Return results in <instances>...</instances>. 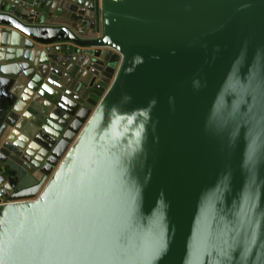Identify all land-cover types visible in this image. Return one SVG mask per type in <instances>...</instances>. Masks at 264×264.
Listing matches in <instances>:
<instances>
[{
	"label": "water",
	"instance_id": "95a60500",
	"mask_svg": "<svg viewBox=\"0 0 264 264\" xmlns=\"http://www.w3.org/2000/svg\"><path fill=\"white\" fill-rule=\"evenodd\" d=\"M31 8L0 12L42 54L0 70V264H264V0H103L97 38ZM68 101L46 156L8 141Z\"/></svg>",
	"mask_w": 264,
	"mask_h": 264
},
{
	"label": "crops",
	"instance_id": "0c3cea01",
	"mask_svg": "<svg viewBox=\"0 0 264 264\" xmlns=\"http://www.w3.org/2000/svg\"><path fill=\"white\" fill-rule=\"evenodd\" d=\"M42 3L39 9L34 8L36 0H0V6L5 5V14L12 13L14 10L17 15L23 14L24 7H32L38 17L43 21L41 24L49 27L66 26L76 33L77 30L83 31V37L97 38L103 32V0H48ZM30 21V20H29ZM32 45L30 40L20 33L0 26V70L5 74L20 73L21 68L25 72L35 71L34 62L42 58V54L25 46ZM80 57H65V64L72 65L70 68L76 73L79 70L78 64ZM59 109V115H54L53 110L45 109L47 102L42 104L33 102L24 111L17 126L11 132L8 141L31 140L34 152L46 156L48 148L54 149L61 142L68 140L72 135V130L79 131V126L86 123L91 116V111H86L81 118L76 117L79 106L72 101ZM62 115V116H60ZM25 185L21 186L24 187Z\"/></svg>",
	"mask_w": 264,
	"mask_h": 264
},
{
	"label": "built area",
	"instance_id": "2783aa9c",
	"mask_svg": "<svg viewBox=\"0 0 264 264\" xmlns=\"http://www.w3.org/2000/svg\"><path fill=\"white\" fill-rule=\"evenodd\" d=\"M31 12L35 15L34 19L30 22L31 25H33V26H46V27H49L48 25H44V24H41L40 23L38 14L36 13L35 10H31Z\"/></svg>",
	"mask_w": 264,
	"mask_h": 264
}]
</instances>
